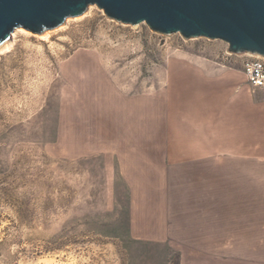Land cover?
I'll return each instance as SVG.
<instances>
[{"label": "rangeland", "instance_id": "obj_1", "mask_svg": "<svg viewBox=\"0 0 264 264\" xmlns=\"http://www.w3.org/2000/svg\"><path fill=\"white\" fill-rule=\"evenodd\" d=\"M93 6L0 54V264H182L176 243L134 233L133 201L175 185L164 157L191 149L230 92L264 106L243 70L252 56ZM228 246L231 264H264V242Z\"/></svg>", "mask_w": 264, "mask_h": 264}, {"label": "crops", "instance_id": "obj_2", "mask_svg": "<svg viewBox=\"0 0 264 264\" xmlns=\"http://www.w3.org/2000/svg\"><path fill=\"white\" fill-rule=\"evenodd\" d=\"M229 95L234 105L204 116L191 149L164 157L176 167L175 185L152 187L145 201H133L134 233L176 243L182 264H231L227 243L264 242V106L249 105L241 91ZM260 250L242 252L259 257Z\"/></svg>", "mask_w": 264, "mask_h": 264}, {"label": "water", "instance_id": "obj_3", "mask_svg": "<svg viewBox=\"0 0 264 264\" xmlns=\"http://www.w3.org/2000/svg\"><path fill=\"white\" fill-rule=\"evenodd\" d=\"M91 5L127 25L146 23L187 39H221L233 53L264 59V0H0V49L18 28L47 33Z\"/></svg>", "mask_w": 264, "mask_h": 264}, {"label": "built area", "instance_id": "obj_4", "mask_svg": "<svg viewBox=\"0 0 264 264\" xmlns=\"http://www.w3.org/2000/svg\"><path fill=\"white\" fill-rule=\"evenodd\" d=\"M244 73L254 88L264 89V59L253 57L244 63Z\"/></svg>", "mask_w": 264, "mask_h": 264}, {"label": "bare ground", "instance_id": "obj_5", "mask_svg": "<svg viewBox=\"0 0 264 264\" xmlns=\"http://www.w3.org/2000/svg\"><path fill=\"white\" fill-rule=\"evenodd\" d=\"M89 7H90V8H89ZM89 7H88V9H87L88 12H90L91 8L94 7V6L91 5V6H89ZM70 19H71V18H68L67 21H69ZM60 27H62V26H60ZM18 32L31 34V32H30L29 30H27V29L18 28V29L12 34V37H15L16 34H17ZM49 32H50V31H49ZM49 32H47V33H41V34H34V35L39 36V37H41L42 39H46V38L49 37ZM9 47H10V44H8V45H6L5 47H3L2 49H0V54L4 53V50L9 49Z\"/></svg>", "mask_w": 264, "mask_h": 264}, {"label": "snow or ice", "instance_id": "obj_6", "mask_svg": "<svg viewBox=\"0 0 264 264\" xmlns=\"http://www.w3.org/2000/svg\"><path fill=\"white\" fill-rule=\"evenodd\" d=\"M134 2H137V3H150V2H153V0H134Z\"/></svg>", "mask_w": 264, "mask_h": 264}]
</instances>
